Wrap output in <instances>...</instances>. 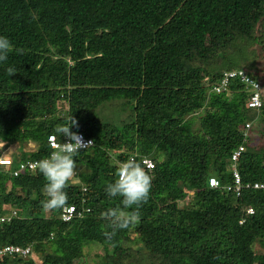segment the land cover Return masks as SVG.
Masks as SVG:
<instances>
[{
  "label": "trees",
  "instance_id": "16d2710c",
  "mask_svg": "<svg viewBox=\"0 0 264 264\" xmlns=\"http://www.w3.org/2000/svg\"><path fill=\"white\" fill-rule=\"evenodd\" d=\"M257 27H264V0H0V36L13 45L0 62V143L20 147L13 161L47 158L48 137L63 142L54 130L71 117L78 122L71 131L94 141L75 156L89 173L66 189V205L82 211L68 222L62 208L43 210L42 174L0 169V214L17 215L0 225V245L32 248L0 264H86L87 245L103 248V264H264L253 248L256 241L264 248V190L235 198L208 186L210 177L230 182V156L240 145L242 181L264 183V157L251 144L253 131L264 141V99L246 109L249 92L237 78L214 91L231 71L264 85L253 73L264 56ZM246 41L261 53L250 44V58L246 48L233 57L229 50ZM118 104L129 108L124 123L97 118L98 108ZM132 156L154 163L152 170L142 164L152 177L149 200L134 228L109 239L102 214L121 198L105 189Z\"/></svg>",
  "mask_w": 264,
  "mask_h": 264
},
{
  "label": "clouds",
  "instance_id": "9594fccd",
  "mask_svg": "<svg viewBox=\"0 0 264 264\" xmlns=\"http://www.w3.org/2000/svg\"><path fill=\"white\" fill-rule=\"evenodd\" d=\"M13 50L11 41L0 36V62L8 58V54ZM17 54H23L22 48L15 49ZM9 76L16 74V69H7ZM73 127L78 128V122L70 118L65 125H58L55 135L66 138V142H57L52 145V151L47 158L32 162L29 167L42 174L46 183L42 191L46 199L41 201V206L45 212L53 211L64 207L68 196L66 189L70 182L76 177L77 164L75 156L87 146L94 144V141H84L83 137L71 131ZM152 187V177L145 171L135 156L118 163L117 178L114 182L106 186V194L111 198H121V206L110 208L102 215L107 221L110 232L105 236L111 239L117 231L130 230L140 221L139 209L149 200Z\"/></svg>",
  "mask_w": 264,
  "mask_h": 264
},
{
  "label": "built area",
  "instance_id": "2783aa9c",
  "mask_svg": "<svg viewBox=\"0 0 264 264\" xmlns=\"http://www.w3.org/2000/svg\"><path fill=\"white\" fill-rule=\"evenodd\" d=\"M237 78L239 81L245 85L248 89V95L245 101L246 109H254L258 110L263 105L264 99V85L260 82L254 80L250 77L245 71H231L226 72L223 74L220 83L214 87L215 92H220L223 90L230 79ZM251 124H245V133L248 132ZM80 134L84 141H89L90 139L86 138L83 134ZM92 141V140H91ZM59 142L54 135L48 137L49 146L52 149V145ZM66 142V138L63 140ZM6 143H0V169H10V172L13 176H18L22 171H35V169L30 168L29 165L32 162H20V161H13L11 157V152L7 147H5ZM92 146V145H91ZM91 146H87L84 150L90 148ZM245 148L243 145L238 146L231 154L230 161H229V175H230V182L221 185L219 180L215 177H210L208 180V186L213 189H220L228 195H232L235 198H239L242 195L244 190H264V183L260 182H243L241 179V175L238 171V159L242 152H244ZM142 164L148 170H152L154 167V163L151 159L144 158L142 160ZM16 165V167H14ZM14 167V168H13ZM76 206L71 204H67L62 207L60 211V218L64 222L71 221L75 216H81L82 211L76 213ZM88 211V210H87ZM246 214H253V209L248 207L246 210ZM16 215V211L11 209L8 212L0 214V225L9 222L12 218ZM242 223V221L240 222ZM32 252L31 247H19L15 245H0V261L5 258H27L30 256Z\"/></svg>",
  "mask_w": 264,
  "mask_h": 264
},
{
  "label": "rangeland",
  "instance_id": "374dc122",
  "mask_svg": "<svg viewBox=\"0 0 264 264\" xmlns=\"http://www.w3.org/2000/svg\"><path fill=\"white\" fill-rule=\"evenodd\" d=\"M259 31H264V27H262V28L257 27L255 34H258ZM260 35L261 34L259 33V36ZM250 44L253 45V43L251 41L243 42L238 50L237 49L229 50V52L231 54H233V57L238 58L239 53H241V51L244 48H246L245 54L249 53V58H250L252 55V53L250 52L251 51V45ZM253 46H255L256 50L260 51V53H261V47L259 45L254 44ZM262 54H261V57L258 58L257 60H255V62H254L257 70L256 71L253 70V73L259 72V76H260V74H261V76L264 75V56H262ZM245 57L247 58L248 56L245 55ZM245 65H247V64H245ZM128 110H129V108L125 105H122V104H118L117 106L112 107V109L110 106L106 105V106H103L101 108H98L96 110V115H97V118L102 122L122 124V123H124L125 120H127V118H125V117L129 114ZM200 113L201 112L198 111V112L194 113L193 116L195 115L198 117L200 115ZM253 132H251V135L255 136L254 137L255 139L251 142V144L253 145V147H256V149H258L261 152L262 157H264V141L261 140L259 133H255V132L253 133ZM34 148H35L34 144L30 143L25 148V151L30 152V151L34 150ZM16 149H17L18 153L21 151L20 147H17L16 144L10 146L9 151L12 152ZM12 156L15 157L14 155H12ZM79 167H77V169H76V177L74 178V181H73L75 183L79 182L80 175H82L83 173H86V174L89 173L88 169L81 168L82 166L80 168ZM187 196H189V197L184 201V203L188 202V204H189L188 199L189 200L191 199L190 198L191 195L189 194ZM182 205H183V202H181V206ZM139 247H140V244H137V243L132 246L133 249H136ZM253 248L255 251L264 253V248L262 246H260L259 241L255 242ZM83 253H84V257H83L82 261L86 264H103L105 262V255H104L103 248H101L97 245L96 246L95 245L84 246L83 247Z\"/></svg>",
  "mask_w": 264,
  "mask_h": 264
},
{
  "label": "crops",
  "instance_id": "0c3cea01",
  "mask_svg": "<svg viewBox=\"0 0 264 264\" xmlns=\"http://www.w3.org/2000/svg\"><path fill=\"white\" fill-rule=\"evenodd\" d=\"M80 167H81V166H80ZM80 167H79V168H80ZM81 168H86V169L89 170V168H88L87 166H82ZM85 174H86V173H85Z\"/></svg>",
  "mask_w": 264,
  "mask_h": 264
}]
</instances>
